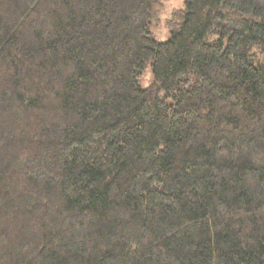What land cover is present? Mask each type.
<instances>
[{
    "label": "trees",
    "instance_id": "trees-1",
    "mask_svg": "<svg viewBox=\"0 0 264 264\" xmlns=\"http://www.w3.org/2000/svg\"><path fill=\"white\" fill-rule=\"evenodd\" d=\"M163 7L0 0V264H264V0Z\"/></svg>",
    "mask_w": 264,
    "mask_h": 264
},
{
    "label": "rangeland",
    "instance_id": "rangeland-1",
    "mask_svg": "<svg viewBox=\"0 0 264 264\" xmlns=\"http://www.w3.org/2000/svg\"><path fill=\"white\" fill-rule=\"evenodd\" d=\"M163 9L160 12L159 20L153 23L150 27L152 36L159 42L165 41L169 38L170 28L167 26V18L175 10H180L183 7V0H162ZM153 80L151 65L148 63L143 70L140 78L139 85L142 88L148 87Z\"/></svg>",
    "mask_w": 264,
    "mask_h": 264
}]
</instances>
